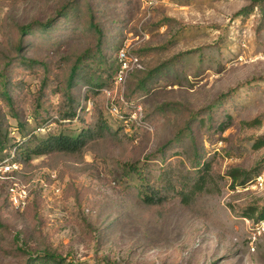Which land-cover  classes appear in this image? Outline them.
Wrapping results in <instances>:
<instances>
[{"label":"rangeland","instance_id":"1","mask_svg":"<svg viewBox=\"0 0 264 264\" xmlns=\"http://www.w3.org/2000/svg\"><path fill=\"white\" fill-rule=\"evenodd\" d=\"M67 1L0 0V91L6 82L5 61L17 52L20 27L47 22ZM254 1L89 0L115 44V56L127 46L140 60L142 68L132 72L134 77L180 58L174 68L167 64L169 77L153 95L133 97L134 105L144 106L153 132L134 124L131 132L125 131L129 135L114 133L83 152L28 161L0 149V162L9 158L19 166L9 175L0 173V264H26L43 253L88 264H264V220L246 215L264 207V145H255L264 139V11ZM79 32L66 35L54 49L33 45L25 58L40 61L58 82L75 58L95 47L89 32ZM16 77L12 105L0 102V125L9 144L32 130L45 135L81 129L96 104L113 128L119 125L105 104L107 99L121 101L129 82L125 90L107 91V98L88 92L81 101L85 122L58 121L46 128L44 119L64 101L49 88L41 89L43 67L31 73L17 65ZM79 86L73 90L75 98L81 95ZM224 95L230 98L225 106L233 123L214 141L203 134L205 158H213L209 190L189 205L179 199L161 207L145 204L139 180L125 176V166L138 163L158 176L163 162L158 150L170 146L175 131L190 117ZM44 105L52 111H42ZM181 150V160L191 164V155ZM231 168L249 172V182L234 185L227 174ZM12 187L26 192L21 205H15Z\"/></svg>","mask_w":264,"mask_h":264},{"label":"trees","instance_id":"2","mask_svg":"<svg viewBox=\"0 0 264 264\" xmlns=\"http://www.w3.org/2000/svg\"><path fill=\"white\" fill-rule=\"evenodd\" d=\"M88 2L89 0H68L47 22L34 21L20 27L14 42L16 55L8 57L5 61L3 75L6 82L3 84L2 91H0L1 103L4 101L7 105H12L15 99L16 89H18L17 65H22L25 70L31 73L34 72L37 66L43 67L45 78L41 89H44V87L49 88L50 93L59 94L64 101L63 106L55 110L57 114L50 115V118H47L48 121L44 119L45 122L42 123V127L48 128L51 125L50 123L70 122L72 119L77 121L81 119L85 122L84 115L87 114V110L84 106H81V101L84 103L88 92L100 93L107 98V91L111 93L115 90L116 74L120 66L118 55L115 56V44H110V35L98 23L97 12L88 6ZM254 2L264 11V0H255ZM247 12L244 11V14ZM239 15H242V13ZM79 28L92 35L96 40L95 47L88 54L75 58L74 63L69 66L68 70L61 72V79L58 82L51 80L49 68L43 66L40 61L25 58L24 53L29 47L40 45L45 48H57V44L67 36H78L80 33ZM19 57L22 60H19ZM179 58L180 55L165 62L158 69L145 72L139 77H134L132 72L140 68H134L128 72L123 89L125 90L126 83L129 82L128 90L124 91L122 98H120L121 101L116 102L122 115L125 116L124 119L117 118L118 127L113 128L110 125L103 107L96 104L90 110V121L86 122L83 128L68 132L63 128L59 133L52 131L44 135L32 130L28 132V135L22 141L9 144L10 140H8L7 132L5 133L0 125V149L6 147L9 152L13 150L16 159L28 161L34 156L39 157L52 153L73 154L83 152L88 149L92 142L109 137L114 133L121 132L123 135H129L125 134V131L129 129L131 132L135 128L134 124L142 126L147 132H153V130L146 127L147 124L150 126L151 124L148 123V116L146 114L144 116V106L142 108V122L138 123L130 120V115L136 111L138 106L134 105L133 97L145 96L144 94L147 96L153 95L154 91L159 88L160 82L163 79V81H166L165 78L169 77L168 74H165L168 71V65L174 68ZM79 85H82V92L80 96L75 98L73 90L80 87ZM102 89L103 93H101ZM124 95L127 98H124ZM229 99L227 95H224L212 107L206 108L199 116L193 117V115L185 126L175 131L170 146L158 150L159 155L163 158L162 168L158 176L151 174L149 171L146 173L144 169L141 170L138 163L125 166V176H131L132 179L137 178L139 180L137 184L138 193L145 204L161 207L171 199H179L182 204L189 205L209 190L213 158H205L207 152H204L203 149V134L214 141L216 137L231 126L233 116L225 106ZM44 101L47 106L50 105L49 98H45ZM107 102H109L108 99ZM46 105L40 109L42 111L51 110L46 108ZM167 109H170V107H165L166 112ZM151 113L154 114L155 111ZM152 114H149V116ZM60 116L65 117L64 120ZM255 145L256 147L264 145V139L256 141ZM181 149H185L191 155V164L187 165L181 160L179 157ZM227 174L234 185L240 186L247 184L252 176L249 172L240 168H231ZM246 215L249 217L256 215L259 220H264V207L251 208V212L246 213ZM26 264L88 263L68 262L54 253H43L29 259Z\"/></svg>","mask_w":264,"mask_h":264},{"label":"built area","instance_id":"3","mask_svg":"<svg viewBox=\"0 0 264 264\" xmlns=\"http://www.w3.org/2000/svg\"><path fill=\"white\" fill-rule=\"evenodd\" d=\"M118 60L120 62V66L116 74L115 87L116 89L118 87H123L124 89V83L128 75V72L133 70L134 68H142V66L139 62L138 57L134 56L131 53L130 48L127 46H123L120 48L118 52ZM107 94L109 93L107 92ZM106 109L111 115L119 119L125 118V116L122 115L118 105L113 101L111 102L109 101L106 103ZM142 118H143L142 107L138 105L136 111L130 115V120L141 123ZM146 127L149 130H153V127L148 124L146 125ZM18 168L19 166L17 165V163L12 162L9 158L3 159L0 162V173L3 176L13 173ZM11 191L13 193L12 199L15 205H21L25 201L26 192L22 189H17L14 187L11 188Z\"/></svg>","mask_w":264,"mask_h":264}]
</instances>
